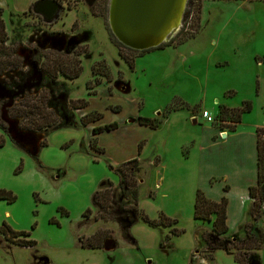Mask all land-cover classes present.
Returning a JSON list of instances; mask_svg holds the SVG:
<instances>
[{"label": "rangeland", "instance_id": "rangeland-1", "mask_svg": "<svg viewBox=\"0 0 264 264\" xmlns=\"http://www.w3.org/2000/svg\"><path fill=\"white\" fill-rule=\"evenodd\" d=\"M38 1L0 0L5 52L19 65L0 73V117L7 125L0 129V191L15 197L12 204L0 201V228L35 243L19 247L0 234V264H238L233 255L245 233L256 235L251 221L224 238L230 252L210 255L201 240L209 224L193 218L197 156L184 160L181 151L210 125H233L234 109L223 101L235 109L249 103L245 120L264 127V0H189L174 35L143 52L114 39L109 0H55L62 9L50 24L32 12ZM78 69V78L66 77ZM81 101L84 109H72ZM43 106L56 121L45 132H23L22 118L9 116L21 107L29 114L24 122L40 123ZM94 113L102 118L83 126ZM170 113L175 117L166 119ZM220 113L226 121L218 120ZM138 118L158 127L140 126ZM111 123L116 131L92 135L94 127ZM131 159L141 168L138 209L150 220L162 215L175 224L139 221L128 242L116 224L94 220L100 211L93 197L107 182L117 188L115 169ZM98 231L110 242L82 248L80 240ZM248 262L264 264V244Z\"/></svg>", "mask_w": 264, "mask_h": 264}, {"label": "trees", "instance_id": "trees-1", "mask_svg": "<svg viewBox=\"0 0 264 264\" xmlns=\"http://www.w3.org/2000/svg\"><path fill=\"white\" fill-rule=\"evenodd\" d=\"M1 17L2 10L0 8V63H3L0 68V73L7 71V69H16L19 67L18 63L13 62V59L11 60L13 53L10 51L7 53L5 52L8 48H4L6 39L3 29V20ZM1 58L4 59L3 62ZM79 75L80 69H78L75 74L66 75V77L69 79H76ZM80 103V106L72 107V109L80 110L87 106V103L84 101H81ZM2 105L3 104H1L0 111L3 107ZM19 108L21 107L9 109V116L12 120L22 118V124L19 129L23 132L35 134L53 129L56 126V121L48 116L50 112L45 110L44 106L41 110H38L40 123L36 122V120L29 119L24 122V120L28 118L29 114ZM250 110L251 105L249 103H243L242 107L239 109L230 110L232 113H235V115H233L234 118L231 119L233 125L226 126V128L230 132H233L235 126L240 122L242 114L249 112ZM92 116H94V118L87 119L84 123H82V125L87 126L91 123L99 121L102 118V115L98 113H94ZM218 120L220 122L226 121V119L221 116V113L218 116ZM137 124L149 127L152 130L157 128V125L151 124L148 119L138 118ZM6 127L7 125L5 121L0 117V129L4 130ZM116 129L117 124L115 123L94 127L92 129V135L97 136L104 132L115 131ZM257 134V183L255 186L248 189V195L252 202L251 208L249 210L247 209L245 212V218L251 221L250 227H252L256 235L253 236L249 232L245 233L247 237L246 242L239 243V245L241 244L243 248L236 249V253L233 255L234 260L238 264H249L248 257L261 250L264 239L263 230L259 223L260 219H264V209L262 208L264 203V140L261 138V135H259L260 132ZM1 145L2 144L0 143V147ZM140 172L141 168L137 159H131L122 163L115 169V174L119 179L117 188H113L112 184L107 182L109 186L102 187L94 194L93 197V206L100 211L95 216L94 220L116 224L121 230L124 239L128 242L133 241L129 234L130 228L139 221L151 227H170L175 224V221H171L162 215H160L158 221L150 220L142 211L138 209V189L136 182L137 175ZM0 201L12 204L15 201V197L9 192L0 191ZM226 205L227 201L225 198L219 202H213L206 199L201 191H196L193 206V218L196 221L211 224V230L209 232H204L201 235V240L206 244L210 255L218 250L230 252V249L226 246L228 240L224 239L228 233V228L226 226ZM90 213V211H87L83 215V218L88 219L90 217ZM247 227L248 224L244 222L238 227V230ZM101 233L103 232L98 231L94 236L83 241L80 240L81 247L92 250L103 249V245L106 242V236L104 233L103 235ZM172 233L174 235H179V232L176 230H173ZM0 234H2L5 238H11L8 241L19 247L29 248L35 245L33 241L24 239L29 237L28 234L23 232H13L5 226L0 228ZM7 234H9V236H7Z\"/></svg>", "mask_w": 264, "mask_h": 264}, {"label": "crops", "instance_id": "crops-1", "mask_svg": "<svg viewBox=\"0 0 264 264\" xmlns=\"http://www.w3.org/2000/svg\"><path fill=\"white\" fill-rule=\"evenodd\" d=\"M216 100L220 102L219 98ZM221 106L235 109L226 101H223ZM188 113L191 123L196 125L198 123L196 117L191 112ZM172 114L175 113H170L166 119L170 118L171 120L175 117L171 116ZM203 121L205 120L203 119ZM261 124L249 125L245 116L242 115L233 132L227 128L220 129L210 125L209 128H206L207 130L203 131L200 139L190 142L189 151L187 148L181 151V154L183 152L187 154V156L182 154L184 160H190L192 156L195 157V154L197 156L198 171L195 191H201L206 199L213 202L226 199L228 233L225 237L236 236L234 234L238 227L248 220L245 218V212L251 208L252 202L248 195V189L257 183L258 132L264 140V127ZM262 208L264 209V203ZM259 223L264 237V219H260ZM207 224L211 230V224Z\"/></svg>", "mask_w": 264, "mask_h": 264}, {"label": "water", "instance_id": "water-1", "mask_svg": "<svg viewBox=\"0 0 264 264\" xmlns=\"http://www.w3.org/2000/svg\"><path fill=\"white\" fill-rule=\"evenodd\" d=\"M187 1L109 0V29L126 49L143 52L158 48L179 29ZM60 10L54 0H40L32 7L34 14L43 17L46 23L56 20ZM107 242L110 240L105 246Z\"/></svg>", "mask_w": 264, "mask_h": 264}, {"label": "flooded vegetation", "instance_id": "flooded-vegetation-1", "mask_svg": "<svg viewBox=\"0 0 264 264\" xmlns=\"http://www.w3.org/2000/svg\"><path fill=\"white\" fill-rule=\"evenodd\" d=\"M55 1V0H54ZM56 2V1H55ZM57 4H58V2H56ZM59 6H60V8L62 9V6L60 5V4H58ZM191 6H192V4H191V2L188 0V2H187V5H186V7H187V11H189L190 9H191ZM33 7V6H32ZM31 7V8H32ZM32 10V9H31ZM33 12V11H32ZM34 13V12H33ZM36 15V14H35ZM59 15V14H58ZM37 17H39L40 19H41V21L43 22V23H46L45 22V20H44V18L43 17H41V16H39V15H36ZM55 22V20L54 21H52L51 23H54ZM46 24H50V23H46ZM17 69V68H16ZM45 102H46V100H45ZM255 264H257V263H255Z\"/></svg>", "mask_w": 264, "mask_h": 264}, {"label": "built area", "instance_id": "built-area-1", "mask_svg": "<svg viewBox=\"0 0 264 264\" xmlns=\"http://www.w3.org/2000/svg\"><path fill=\"white\" fill-rule=\"evenodd\" d=\"M202 119H204L207 123L212 124L214 121V118L210 116L208 112H203L201 114Z\"/></svg>", "mask_w": 264, "mask_h": 264}]
</instances>
